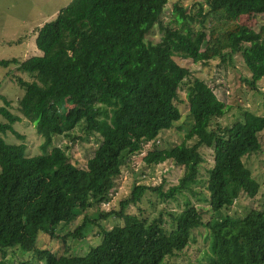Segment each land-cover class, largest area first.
<instances>
[{
  "label": "trees",
  "instance_id": "16d2710c",
  "mask_svg": "<svg viewBox=\"0 0 264 264\" xmlns=\"http://www.w3.org/2000/svg\"><path fill=\"white\" fill-rule=\"evenodd\" d=\"M168 2L73 0L37 29L41 56L0 61L35 79H17L25 91L18 115L4 97L0 106V264H12L5 259L9 249L45 264H168L199 228L211 239L207 264H264V189L245 163L263 150L264 115L247 111L230 127L214 125L231 108L177 61L210 67L233 64L241 55L251 74L246 82L257 89L264 81V0H198L191 8L179 1L165 21ZM245 17L258 19V30L242 23ZM156 29L159 41H148ZM184 104L191 128L181 144L161 147L162 133L181 120ZM24 118L41 138L40 154L28 156L26 137L14 128ZM77 128L101 140L83 166L68 155L70 147L54 145L62 137L83 140ZM8 134L20 143L8 144ZM203 149H211L214 159L206 169L209 208L188 202L181 211L145 215L141 205L148 192L163 202L185 193L203 197L196 190L206 165ZM142 154L147 167L171 162L183 168L182 176L166 190L134 182L113 208L124 171L134 173L133 158ZM242 200L253 204L237 217L231 210ZM132 207L138 212L131 213ZM86 211L96 212L94 221ZM80 216L74 232L59 233ZM109 219L120 224L105 229L100 223ZM90 226L100 229L102 240L84 256L37 245L41 236L63 244L83 240Z\"/></svg>",
  "mask_w": 264,
  "mask_h": 264
},
{
  "label": "rangeland",
  "instance_id": "374dc122",
  "mask_svg": "<svg viewBox=\"0 0 264 264\" xmlns=\"http://www.w3.org/2000/svg\"><path fill=\"white\" fill-rule=\"evenodd\" d=\"M73 0H0V61H10L18 59L21 62L34 57L41 56V51L36 46L37 29L42 27L45 23L52 22L56 19L59 11L67 7ZM181 2L184 7L191 8L198 0H169L163 19L169 20L172 16L173 5ZM264 23V15L260 19ZM252 28L258 30V19L245 17L241 21ZM160 34L158 29L153 30L148 35V41L154 43L158 42ZM178 63L187 67L191 76L190 79L196 78L205 81L215 92L217 97L223 101L231 109L221 119H217L214 125L221 127H230L236 122L241 121L244 113L249 111L256 115H264V81L257 84V89H252L246 81L250 80L251 74L246 68L241 55H236L232 63L221 64L213 62L210 67L195 65L191 60H177ZM22 78L25 81H34V76L29 73L20 72L16 66L4 68L0 66V106L3 105V97L11 102L12 112L19 114V99L24 95V89L19 86L17 79ZM182 98L186 99V93L181 92ZM182 111L181 120L176 123L175 127L170 131L162 133L160 137V145L163 148H173L181 144L185 135L191 128L193 120L189 114L187 104L180 106ZM14 128L26 137L28 146L27 155L34 156L40 154L39 146L41 138L37 135L34 124L27 119L15 124ZM75 135L83 137V140L71 142L70 138L62 137L55 139L54 145H61V147H70L67 150L69 156L73 160L77 159L83 166L90 157H92L95 150L100 145V138L98 136L84 135L80 128L75 130ZM3 138L8 144H19L20 140L11 136L3 135ZM260 141L263 146L262 152L247 158L245 163L252 168L255 178L263 184L264 189V131L260 134ZM194 142H189V145ZM206 159V165L201 169V178L196 186V190L203 193V197H194L189 193L179 196V200L163 202L155 194L148 192L147 196L142 202L141 208L146 211L147 216L151 219L157 218L161 212L166 211H181L185 208L186 203L190 202L201 209H208V203L204 199L208 196L206 183L207 173L206 169L213 163V154L211 149H203L201 152ZM144 154L133 158L130 170H125L121 181L119 191L113 194V208H118L119 201L126 197L133 186L134 182L143 185L157 187L165 186V190L176 185L179 178L182 176L183 168L175 166L171 162H167L154 167H147L143 161ZM249 167V168H250ZM264 193V192H263ZM264 203V201H263ZM253 202L250 200H242L237 202V206L233 207L231 212L236 213L235 216L241 217L244 215V209H251ZM108 208V207H106ZM245 209V210H246ZM131 213H137V208H131ZM86 216L94 221L96 212L86 211ZM82 214V215H83ZM166 214V213H165ZM81 215V216H82ZM78 217L72 223L67 224L60 230L62 236L75 229L82 223V218ZM165 220L167 219L166 216ZM209 218L210 215H206ZM168 221V219H167ZM100 223V222H99ZM105 229H112L119 225L120 221L116 219H109L100 223ZM169 226V225H168ZM85 238L83 240L67 239L66 244L62 241L53 242L47 236H41L37 245L39 248H48L53 251L65 252V255H72L74 253L79 255H86L93 247L101 243V231L95 226H90L85 231ZM210 236L205 228H199L192 234V241L190 246L180 255L169 259L168 264H207L205 252L210 253ZM72 249L70 252L67 248ZM0 250V260L4 257ZM5 259L12 264H20L26 260L32 261V264H45L32 259L30 253L21 252L19 249H9L6 251Z\"/></svg>",
  "mask_w": 264,
  "mask_h": 264
}]
</instances>
